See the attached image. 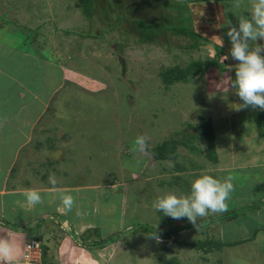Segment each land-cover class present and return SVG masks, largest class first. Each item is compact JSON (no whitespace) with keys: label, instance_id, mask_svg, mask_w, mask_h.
<instances>
[{"label":"rangeland","instance_id":"1","mask_svg":"<svg viewBox=\"0 0 264 264\" xmlns=\"http://www.w3.org/2000/svg\"><path fill=\"white\" fill-rule=\"evenodd\" d=\"M170 1L181 0H95L87 21L75 8L76 0H0V65L15 70L7 79L0 76V90L16 76L35 91L40 88L38 61L24 58L26 52L35 57L38 49L48 64L59 62L60 75L53 70L43 75L51 104L41 113L71 123L53 121L57 126L47 132L57 138L42 136L39 160L55 163L60 185L83 181L94 192L86 238L62 220L54 229L43 228L36 239L41 264L46 254L58 261L64 243L89 246L93 230L113 240L101 248L102 258H111L107 264H264V128L248 119L258 110H237L242 101L230 84L238 62L230 57L226 35L241 19H250L251 0H192L186 14L200 40L162 30L154 31L157 41L141 43L132 20L181 23L179 7ZM194 42L200 46L186 48ZM248 44L249 50L264 49V40ZM216 57L219 67L213 63ZM198 59L212 60L204 75L168 86L161 82L163 69ZM21 64L25 72L21 67L16 72ZM207 120L213 125V144L204 136L192 137L187 128ZM142 134L149 148L168 139L179 142L176 159L157 161L148 152L134 153L133 141ZM203 174L233 178L227 201L232 209L199 218L197 227L153 209L163 193L188 195L191 181ZM104 206L112 212L106 214ZM231 210L233 216L225 218Z\"/></svg>","mask_w":264,"mask_h":264},{"label":"crops","instance_id":"2","mask_svg":"<svg viewBox=\"0 0 264 264\" xmlns=\"http://www.w3.org/2000/svg\"><path fill=\"white\" fill-rule=\"evenodd\" d=\"M220 9L223 12V9ZM14 24L17 25V28L23 27L22 24L15 22ZM30 30L37 32L32 28L29 29V32ZM51 47L53 48V46ZM37 50L34 51L35 57H29L33 52H26L27 55L24 54L23 57H28L27 59L31 62L34 59L38 61L37 68L41 71L40 88L35 91L30 86L22 84L19 76H16L13 82L10 80L7 89L0 90V239H8L15 243L18 263L21 261L26 242L43 236V228L47 230L46 227L49 225L51 229H54L55 225L58 226V221L62 220L73 225L71 227L81 231L80 233H82V237L85 236L83 238L85 239L86 231L91 229L89 228L90 220L88 217L93 213L91 208L94 206L91 197L94 192L90 184L83 181H73V183L60 185V182L58 183L56 180V184L53 186L49 183V176L53 172H59V169H56L55 163L39 160V157L43 156L42 144L44 145V142H41L42 136L46 137V135L51 134L47 130L53 124L56 126L57 123L63 126L68 125L71 123V119L64 116L59 119L52 117V115L49 117L42 116L43 110L45 111L51 104V95H49L48 88L43 84V75L51 70L56 75H60L62 69L58 65L59 62L57 64L45 62L41 52L39 53ZM8 65L7 63L4 66L0 65V76L4 79L12 74L10 71L15 72V70H10ZM20 67L25 72L26 66L22 64L16 72H22ZM10 93L14 96L13 98H9ZM22 97H26V99ZM12 107L15 108L14 111H11ZM53 121L59 122L53 123ZM53 138H57L54 133L50 135V139ZM46 148L52 150L53 145L46 146ZM47 167H50V170L53 167L54 169L50 171L46 169ZM26 189H35L42 197V203L36 205L31 211L28 210L29 206L22 195ZM62 194H70L75 200L73 210L68 214L63 213L60 200ZM94 200L96 201V199ZM103 208L106 214L112 212L108 207L104 206ZM99 212L100 209L96 211V213ZM112 214L115 216L117 212ZM120 228H122L121 225ZM89 233L91 232L89 231ZM99 236L102 238V235ZM90 238L88 237V240ZM68 245L64 243L59 248L58 261L49 260L50 257L46 254V248L47 260L44 259L42 264H56V262H60L59 264H105V261L111 260V258L107 260L102 258L101 254L104 252L101 248L89 250L84 244H76L75 246V244L70 243Z\"/></svg>","mask_w":264,"mask_h":264},{"label":"clouds","instance_id":"3","mask_svg":"<svg viewBox=\"0 0 264 264\" xmlns=\"http://www.w3.org/2000/svg\"><path fill=\"white\" fill-rule=\"evenodd\" d=\"M226 35L232 44L230 57L238 62L234 72L235 79L230 84V87L236 89V95L242 101L237 110L250 108L264 111V56L260 55L264 49L257 46L254 50H249L248 44L249 41L264 40V0H251L250 19H241L238 27H230ZM224 59H229V56H225ZM148 148V136L142 134L135 137L131 150L134 153H141L147 152ZM232 179L231 176L218 179L208 174L200 175L191 181L188 195L178 196L166 192L157 196L152 207L173 220L186 218L197 227L199 218L207 217L209 214H222L228 210L227 201L234 191ZM49 183L55 186L54 174L49 176ZM22 195L29 206V211L42 203V197L35 189H26ZM60 200L63 213L72 212L75 205L74 197L62 194ZM153 238L160 240L155 235ZM0 262L18 264L14 242L0 239Z\"/></svg>","mask_w":264,"mask_h":264},{"label":"trees","instance_id":"4","mask_svg":"<svg viewBox=\"0 0 264 264\" xmlns=\"http://www.w3.org/2000/svg\"><path fill=\"white\" fill-rule=\"evenodd\" d=\"M193 2L192 0H181L178 2H171L177 5L179 7L178 12H180V16L177 18L179 19L178 25H166V24H151L149 21H142V20H132L133 27L135 31L137 32L139 41L142 43L144 41L152 42L157 41L155 40V36H153L154 31L159 32L162 30H168L176 33L177 35H183L188 38L194 39V40H200L201 36L193 30L191 27L190 21L191 18L186 14L189 12L188 5ZM94 7H95V0H76L75 2V8L78 10L79 14L87 21H90V19L93 18L94 13ZM160 25V26H158ZM150 34H152L153 37H150ZM200 46V43L194 42L193 44H190L186 48H192L196 49ZM218 51V50H217ZM230 53V52H229ZM264 56V52L262 53ZM222 56V55H221ZM214 59V62L218 67L220 66V62L217 59ZM212 60H193L188 62L185 66H173L170 68L163 69L159 72V77L161 79V82L168 86L174 83H186L188 81L189 77H194L198 75H204L211 67ZM248 119L253 122V125L258 128H264V111H254L251 112L248 115ZM187 128L192 129L194 132V137L196 135L204 136L210 143L213 144L215 141V134L213 130V125L210 121H204L201 124L198 125H191L188 124ZM179 142L174 141L173 139H168L163 141L161 144H158L152 148H148L147 152L150 154V156L157 161H163V160H175L176 159V144ZM213 153V151H212ZM228 209H232L231 200L230 203H228ZM230 214L226 217L223 216L222 218H227L229 216H233V211L231 210L229 212ZM224 218V219H225ZM143 230H146V227H142ZM133 231V230H132ZM258 231V229H256ZM94 233V240H92L88 245H85L89 250H94L98 248L104 247L106 244H110L113 242L111 240V237L102 239L100 238L98 231L93 230ZM120 235V234H119ZM118 236V235H117ZM117 238V237H116ZM108 240V241H107ZM215 244V243H214ZM199 246H203V244H199ZM170 264V263H167Z\"/></svg>","mask_w":264,"mask_h":264},{"label":"built area","instance_id":"5","mask_svg":"<svg viewBox=\"0 0 264 264\" xmlns=\"http://www.w3.org/2000/svg\"><path fill=\"white\" fill-rule=\"evenodd\" d=\"M41 255L39 242L36 239H30L24 245L23 255L18 264H41Z\"/></svg>","mask_w":264,"mask_h":264}]
</instances>
